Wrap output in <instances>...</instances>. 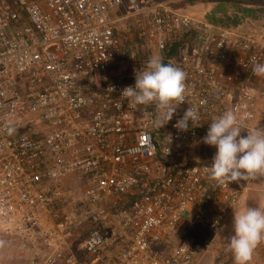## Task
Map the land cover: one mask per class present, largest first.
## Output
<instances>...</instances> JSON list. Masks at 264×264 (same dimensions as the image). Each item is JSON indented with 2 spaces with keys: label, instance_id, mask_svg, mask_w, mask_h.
<instances>
[{
  "label": "built area",
  "instance_id": "1",
  "mask_svg": "<svg viewBox=\"0 0 264 264\" xmlns=\"http://www.w3.org/2000/svg\"><path fill=\"white\" fill-rule=\"evenodd\" d=\"M123 5L143 21L139 39L186 73L185 101L162 126L153 106L121 96L146 65L110 17ZM255 63L264 32L166 2L0 0V234L22 264H195L209 247L177 235L189 224L220 234L250 180L217 185L202 138L226 110L250 115L247 128L264 120ZM189 107L201 125L179 130ZM70 175L84 187L69 212Z\"/></svg>",
  "mask_w": 264,
  "mask_h": 264
},
{
  "label": "clouds",
  "instance_id": "2",
  "mask_svg": "<svg viewBox=\"0 0 264 264\" xmlns=\"http://www.w3.org/2000/svg\"><path fill=\"white\" fill-rule=\"evenodd\" d=\"M252 72L257 77H264V63H255ZM185 82L186 73L182 69L164 63L160 55H153L142 70L136 71L134 86L125 87L121 96L136 106H153L159 114L156 124L162 126L185 101ZM250 118V115L238 116L236 111L226 110L211 119L202 139L216 149L208 167L210 177L217 185L264 176V129L247 128L246 120ZM200 121L199 109L189 107L175 127L187 131L189 122L192 126H200ZM244 130L247 134L241 135ZM15 131L14 127L7 128L8 135ZM262 243L264 207H244L234 211L232 233L227 238L234 264H251L255 250Z\"/></svg>",
  "mask_w": 264,
  "mask_h": 264
},
{
  "label": "rangeland",
  "instance_id": "3",
  "mask_svg": "<svg viewBox=\"0 0 264 264\" xmlns=\"http://www.w3.org/2000/svg\"><path fill=\"white\" fill-rule=\"evenodd\" d=\"M242 2L245 4L241 5L240 7L241 10L237 12L238 15H234L236 19L238 17H243L242 10L245 7L247 8V6H249V8H256V10H259L260 8H264V0H243ZM258 12H259V15L256 17L257 19L252 18L253 20H248V22L249 21H252L253 23L257 22L256 23L257 28L255 29L257 31L261 30L260 32H264V11L262 9ZM125 14L129 16L126 17V19H124V27L122 30L123 31L129 30V32L127 33L122 32V30L119 27H117L119 28L118 30L124 40L125 49L128 54L134 53L144 63H146L148 59L151 56H153V53L155 55L157 52L151 44H148L147 42L140 40L138 37L139 29L143 25L142 24L143 21L141 20V17L133 15L128 11ZM232 14H234V12ZM235 18L231 17L229 20L234 21ZM209 19L212 20L213 18L210 17ZM250 24L251 22H249L248 26L246 27L244 26L238 27V26H232V23L228 22V23H224L223 26L232 28L238 33H248L249 34L253 32H249V30L245 32V30L253 27ZM261 105H262L261 112H263L264 103L262 102V99H261ZM261 116H263V113L261 114ZM261 116H260L259 122H261ZM215 151L216 149L212 146L206 145L205 147H203V153L210 154V156L211 155L214 156ZM79 176L80 175H70L67 178L61 180L62 184H69L72 186H76L73 191V199L66 207V211H69V212L78 210L79 205H80L79 200L82 196L84 185H80V180L78 178ZM82 178L84 177L82 176ZM259 181L264 185V176H257L255 178H250L247 193L242 198L244 200L248 198L246 200L245 207H257V206L263 207L264 206V203H263L264 202V188L260 186ZM242 199L240 200L238 206H240ZM240 207L244 208V205ZM226 226L227 224L225 225V227ZM230 235H227V236L229 237ZM176 238H178L177 239L178 243L181 241H185V240H194V241L197 240L199 241V243H203L208 247L211 244L217 242V240H219L218 242L222 244V232L220 234L214 235L205 228H201L199 226L191 225V224L183 227L181 232L177 235ZM216 246H218V244ZM17 253H18V250L15 247L10 246L6 242L5 238L0 234V264H22L21 260L18 259ZM202 256H200V258Z\"/></svg>",
  "mask_w": 264,
  "mask_h": 264
},
{
  "label": "crops",
  "instance_id": "4",
  "mask_svg": "<svg viewBox=\"0 0 264 264\" xmlns=\"http://www.w3.org/2000/svg\"><path fill=\"white\" fill-rule=\"evenodd\" d=\"M159 2H166L170 4V6L178 11L182 12L185 14H188L192 16L195 19L198 20H207L211 23L221 25L223 26L224 23H232V26H238V27H246L248 26L249 22H251L250 25L253 27L246 29L245 32L249 30V32H253L250 34H260L262 32L257 31L255 28H257V22L253 23L252 21L248 20H253L254 18L257 19L256 17L259 15L260 10L264 8H260L259 10H256V8H243L242 13L245 12L246 10H250L249 14H251V17H245L243 13V17H238L237 19L235 18L234 15H238L237 12H239L240 7L243 3V0H157ZM247 5V3H246ZM127 6L123 5L121 8L111 12V18L114 20V23L116 27H119L121 30L124 27V19L128 17L127 14ZM234 12V14H232ZM213 18L210 20L209 18ZM231 17H234L233 20H229ZM237 17V16H236ZM253 18V19H252ZM223 23V24H222ZM118 28V29H119ZM122 32H129V30H125ZM255 88L258 90V92L261 94V99L262 102L264 103V78L258 80L255 83ZM264 111V109H263ZM262 120V119H261ZM258 128L264 129V120L259 122ZM249 184V183H248ZM259 184L262 188H264V185L259 181ZM248 190V187L246 189V192L244 193V196L246 195ZM243 196V197H244ZM242 197V198H243ZM248 199V198H247ZM247 199H242L240 206L246 204ZM264 203V202H263ZM237 206L236 210H239L243 207ZM264 207V206H263ZM233 211V212H234ZM233 212L231 213V216L229 218V221H227V226L223 228L222 230V244H220L217 240V242L211 244L209 246V249L203 254V256L198 259L195 264H234V258L232 253L228 250L227 247V235H230L232 233V220H233ZM218 244V246H216ZM251 264H264V243H262L258 248L255 250L253 254V259Z\"/></svg>",
  "mask_w": 264,
  "mask_h": 264
},
{
  "label": "trees",
  "instance_id": "5",
  "mask_svg": "<svg viewBox=\"0 0 264 264\" xmlns=\"http://www.w3.org/2000/svg\"><path fill=\"white\" fill-rule=\"evenodd\" d=\"M249 11L250 10H246L245 12H243V13H246L244 14L245 15L244 18L251 17V14H249L250 13ZM179 47H180L179 43L170 44L169 51L167 52V58L171 59L176 54V52L179 50ZM164 63H168V62L164 61Z\"/></svg>",
  "mask_w": 264,
  "mask_h": 264
}]
</instances>
